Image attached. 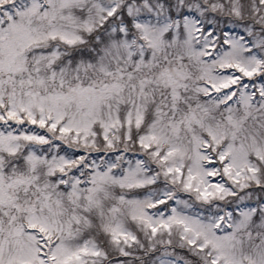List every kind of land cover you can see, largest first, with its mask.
<instances>
[{"label":"snow or ice","instance_id":"6c2138e0","mask_svg":"<svg viewBox=\"0 0 264 264\" xmlns=\"http://www.w3.org/2000/svg\"><path fill=\"white\" fill-rule=\"evenodd\" d=\"M0 264H264V0H0Z\"/></svg>","mask_w":264,"mask_h":264}]
</instances>
